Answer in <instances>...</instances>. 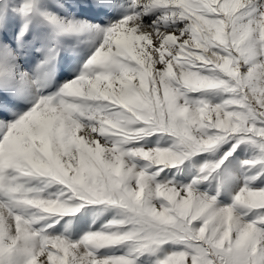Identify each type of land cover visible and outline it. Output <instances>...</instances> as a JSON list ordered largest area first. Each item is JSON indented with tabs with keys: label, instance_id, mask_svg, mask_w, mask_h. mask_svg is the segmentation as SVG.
<instances>
[{
	"label": "snow or ice",
	"instance_id": "1",
	"mask_svg": "<svg viewBox=\"0 0 264 264\" xmlns=\"http://www.w3.org/2000/svg\"><path fill=\"white\" fill-rule=\"evenodd\" d=\"M0 264H264V0H0Z\"/></svg>",
	"mask_w": 264,
	"mask_h": 264
}]
</instances>
